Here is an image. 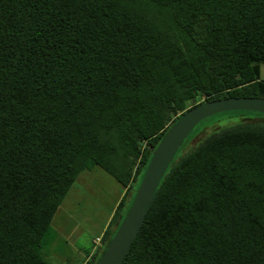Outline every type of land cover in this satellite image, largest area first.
I'll list each match as a JSON object with an SVG mask.
<instances>
[{
  "label": "trees",
  "instance_id": "1",
  "mask_svg": "<svg viewBox=\"0 0 264 264\" xmlns=\"http://www.w3.org/2000/svg\"><path fill=\"white\" fill-rule=\"evenodd\" d=\"M261 64L264 0H0V264H51L48 227L98 167L130 189L95 264L169 127L264 98ZM244 112L263 117L188 134L121 264H264V114L221 113Z\"/></svg>",
  "mask_w": 264,
  "mask_h": 264
},
{
  "label": "water",
  "instance_id": "2",
  "mask_svg": "<svg viewBox=\"0 0 264 264\" xmlns=\"http://www.w3.org/2000/svg\"><path fill=\"white\" fill-rule=\"evenodd\" d=\"M240 110L264 114V98L253 96L217 98L197 104L179 116L152 150L151 158L134 198L116 232L95 264H121L143 223L164 173L194 127L203 119L214 114Z\"/></svg>",
  "mask_w": 264,
  "mask_h": 264
},
{
  "label": "crops",
  "instance_id": "3",
  "mask_svg": "<svg viewBox=\"0 0 264 264\" xmlns=\"http://www.w3.org/2000/svg\"><path fill=\"white\" fill-rule=\"evenodd\" d=\"M91 171L82 173L77 177L71 189V198L65 197V200H63L56 212L58 220L55 222V231L57 233L55 237L57 239H52L53 246H56L61 238L68 240L77 233L76 230L80 221L78 219L79 216H85L91 225L90 239H88L87 244L72 251L69 258L63 257L62 264H84L89 259L95 245L94 239L103 235L118 204L128 195L130 189L129 187L121 186L114 180L115 182L111 181L108 188L102 191L97 190L96 194H94L89 183L97 181L100 178L94 176ZM88 198H93L94 200L96 198L97 200L91 201ZM49 251L45 254H47V258L49 256V258L53 259V257H57V251L59 250L53 247L51 249L52 255H50Z\"/></svg>",
  "mask_w": 264,
  "mask_h": 264
},
{
  "label": "rangeland",
  "instance_id": "4",
  "mask_svg": "<svg viewBox=\"0 0 264 264\" xmlns=\"http://www.w3.org/2000/svg\"><path fill=\"white\" fill-rule=\"evenodd\" d=\"M260 78L264 80V64H261V66H260ZM262 117H263L262 115L252 113V112H244L241 115H237V114H233V113L232 114H230V113L229 114L228 113L214 114V115L206 118L205 120L200 121L195 126V128L193 130V134H196V135L202 134V135L194 137L191 140L190 145L194 144L196 141H198V139L201 136L208 135L212 131L217 130L221 127H224L226 125H232V124H235V123L240 122L242 120L259 119ZM91 172L93 173L94 176H97V178H100L97 181L89 183L91 188L93 189L94 194H96L97 190L102 191L103 189L108 188L111 181L115 182L114 179L112 178V176L105 173L103 170H101L98 167L92 169ZM83 173H85V172H83ZM67 194H68L67 196L71 198L72 191L70 190ZM100 194H102V193L100 192ZM92 196L94 197V195H92ZM88 199H90L91 201L97 200L96 198H95V200L93 198H88ZM84 217H80V216L78 217V219H80V221H79V224L77 226V230H76L77 233L73 237L69 238L68 240H63V238H61L59 240V242L56 244V246H53L52 239L56 238L55 236H57V233L55 231V222H57V220H58V215L55 214V216L52 219V221L48 227V230L45 234L44 248H43L44 253H46L50 250L49 251L50 255H52L51 249L53 247H56L59 250V251H57V253H58L57 257H53V259H52V258H49V256H48L47 259L51 264H56V263L62 264L63 263V259H62L63 257L69 258L70 253L72 251L81 247L82 245L85 246L87 244L88 239H90L91 225H90L89 220L86 217L85 218ZM54 261H56V262H54ZM70 264H72V263H70Z\"/></svg>",
  "mask_w": 264,
  "mask_h": 264
},
{
  "label": "built area",
  "instance_id": "5",
  "mask_svg": "<svg viewBox=\"0 0 264 264\" xmlns=\"http://www.w3.org/2000/svg\"><path fill=\"white\" fill-rule=\"evenodd\" d=\"M99 242H100V237L94 239L95 247L99 244Z\"/></svg>",
  "mask_w": 264,
  "mask_h": 264
}]
</instances>
